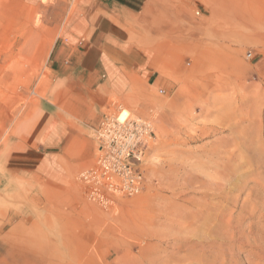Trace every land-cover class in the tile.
<instances>
[{
    "label": "rangeland",
    "instance_id": "obj_1",
    "mask_svg": "<svg viewBox=\"0 0 264 264\" xmlns=\"http://www.w3.org/2000/svg\"><path fill=\"white\" fill-rule=\"evenodd\" d=\"M237 1L232 12L231 0H137L130 22L158 77L103 115L152 124L139 191L104 207L88 199L79 176L95 164L98 123L78 124L56 185H0V264H264V0ZM97 3L0 0V176L38 131L48 47Z\"/></svg>",
    "mask_w": 264,
    "mask_h": 264
},
{
    "label": "crops",
    "instance_id": "obj_2",
    "mask_svg": "<svg viewBox=\"0 0 264 264\" xmlns=\"http://www.w3.org/2000/svg\"><path fill=\"white\" fill-rule=\"evenodd\" d=\"M134 1L96 0V10L85 21L65 23L54 38L45 59L41 92L48 99L40 106L38 131L28 151H16L2 160V187L10 176L49 177L56 185L61 175L55 163L73 161L62 150L83 139L77 125H95L112 97L124 98L137 83L146 86L156 81L152 47L134 35L130 22L138 3ZM230 7L233 12L241 2L231 0ZM242 33L239 36L247 39ZM8 233L0 228V242L8 241Z\"/></svg>",
    "mask_w": 264,
    "mask_h": 264
},
{
    "label": "built area",
    "instance_id": "obj_3",
    "mask_svg": "<svg viewBox=\"0 0 264 264\" xmlns=\"http://www.w3.org/2000/svg\"><path fill=\"white\" fill-rule=\"evenodd\" d=\"M117 111L103 115L94 128L97 158L95 164L79 176L88 199L102 207L117 197L139 191L140 178L134 166L143 157L153 135L150 121L132 118L121 121L122 112Z\"/></svg>",
    "mask_w": 264,
    "mask_h": 264
},
{
    "label": "bare ground",
    "instance_id": "obj_4",
    "mask_svg": "<svg viewBox=\"0 0 264 264\" xmlns=\"http://www.w3.org/2000/svg\"><path fill=\"white\" fill-rule=\"evenodd\" d=\"M244 18V17H243ZM237 19V18H236ZM241 19V18H240ZM264 19V18H263ZM243 20V19H242ZM241 23V22H240ZM256 26V25H255ZM250 30V29H249ZM253 30V29H252ZM251 30V31H252ZM256 30V29H255ZM258 30H259V28H258ZM253 32H255V31H253ZM249 34V33H248ZM264 40V39H263ZM125 118H128V114H127V116L126 115H123V113L120 115V117H119V119L122 121V120H124ZM242 158V157H241Z\"/></svg>",
    "mask_w": 264,
    "mask_h": 264
}]
</instances>
